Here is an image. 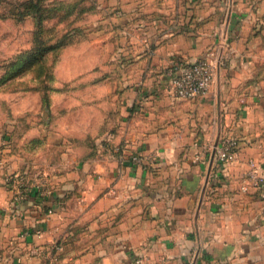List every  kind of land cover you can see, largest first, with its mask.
Listing matches in <instances>:
<instances>
[{"label": "crops", "instance_id": "1", "mask_svg": "<svg viewBox=\"0 0 264 264\" xmlns=\"http://www.w3.org/2000/svg\"><path fill=\"white\" fill-rule=\"evenodd\" d=\"M110 4L122 42L79 104L0 93V264H264V187L243 189L264 172V0ZM206 56L208 91L169 96L172 60Z\"/></svg>", "mask_w": 264, "mask_h": 264}, {"label": "rangeland", "instance_id": "2", "mask_svg": "<svg viewBox=\"0 0 264 264\" xmlns=\"http://www.w3.org/2000/svg\"><path fill=\"white\" fill-rule=\"evenodd\" d=\"M111 1L0 0V93L43 94L45 111L54 95L61 105L83 99L84 78L99 77L122 42Z\"/></svg>", "mask_w": 264, "mask_h": 264}, {"label": "built area", "instance_id": "3", "mask_svg": "<svg viewBox=\"0 0 264 264\" xmlns=\"http://www.w3.org/2000/svg\"><path fill=\"white\" fill-rule=\"evenodd\" d=\"M216 64L217 62L207 56L199 57L193 61L172 60L163 71L166 77L165 89L167 94L173 98L183 99H194L204 95L213 80ZM117 150L118 148H115V151ZM236 155L237 138L230 135L221 136L215 146L216 159L226 164L234 161ZM126 157L130 162L138 165L143 164V159H145L138 152L128 154ZM259 165L253 160L249 161V168L243 178V189H246L248 184L264 187V172L261 171ZM37 233L39 234V230ZM60 247L57 242L51 244V249L59 250ZM139 261L140 259L136 260L137 263Z\"/></svg>", "mask_w": 264, "mask_h": 264}]
</instances>
